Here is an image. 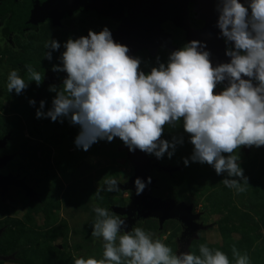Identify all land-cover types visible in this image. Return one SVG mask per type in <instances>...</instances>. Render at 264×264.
<instances>
[{"label":"clouds","instance_id":"1","mask_svg":"<svg viewBox=\"0 0 264 264\" xmlns=\"http://www.w3.org/2000/svg\"><path fill=\"white\" fill-rule=\"evenodd\" d=\"M215 10V26L229 57L215 65L200 40L170 51L166 60L157 56L146 71L143 58L130 55V48L114 40L108 26L89 29L87 35L69 37L63 44L50 38L44 58L52 61L63 47L51 70L66 75L59 86H49L55 93L51 106L46 109L47 101L40 100L36 118L77 127L74 144L79 150L119 138L130 152L139 149L157 159H171L185 143L183 134L163 138L166 125L175 129L180 123L193 146L184 165L206 163L224 177L221 182L227 188L245 192L249 177L237 150L264 146V0H217ZM26 67L27 80L19 70L9 71V93L21 95L32 81L40 86L45 79V73ZM28 102L33 107L37 103L34 98ZM151 180L137 177L136 194ZM120 183L105 174L96 196L120 192ZM93 211L92 236L103 241L102 258L74 257V264H251L248 254L235 246L232 259L207 244L199 246V254L173 252L142 227L128 230L126 220L109 208L97 204Z\"/></svg>","mask_w":264,"mask_h":264},{"label":"rangeland","instance_id":"2","mask_svg":"<svg viewBox=\"0 0 264 264\" xmlns=\"http://www.w3.org/2000/svg\"><path fill=\"white\" fill-rule=\"evenodd\" d=\"M65 30L56 35L45 28L37 38L30 36L19 54L0 52V139L10 137L4 153L16 156L3 174H18L39 198V203L31 204L20 191L12 190L10 201L0 202V264H74V257L102 258L103 241L92 236L94 205L111 211L123 209L133 197L130 191L102 192L103 199L96 196L105 174L114 175L120 185L133 177V166L128 153L120 150L123 143L118 138L111 143H95L88 151L79 150L74 144L77 127L67 121L61 124L36 118L40 100L47 101V109L55 93L47 88L37 96L31 83L21 95L7 90L9 71L17 69L21 76L28 72L26 66L39 71L49 62L44 58L45 42L60 35L67 37V30L72 32L71 26ZM57 55L54 52L53 58ZM159 57L167 59L165 55ZM31 98L37 102L35 107L28 102ZM181 134L185 143L177 147L171 159L149 155L162 167L179 168L171 174L150 173L156 180L151 195L193 207L200 229L188 250L199 254V246L207 244L232 259L235 246L242 254H248L251 264H264V146H242L237 150L249 177L247 190L238 193L227 188L221 182L224 177L217 176L210 165H184L183 158L190 156L193 146L182 124L178 123L175 129L166 125L163 138ZM135 226L152 233L173 252H180L178 243L184 230L177 221L166 222L160 229L158 221L149 218Z\"/></svg>","mask_w":264,"mask_h":264},{"label":"flooded vegetation","instance_id":"3","mask_svg":"<svg viewBox=\"0 0 264 264\" xmlns=\"http://www.w3.org/2000/svg\"><path fill=\"white\" fill-rule=\"evenodd\" d=\"M43 2H46V0H0L1 53L8 50L19 54L22 51L21 46L28 41V38L30 36L37 38L40 34L44 33L45 28L49 33L57 35V33L63 34L66 31L65 29H67V26H71L72 32H68L67 30V33L69 34L67 37L60 35L58 36L59 38H54L59 40L61 44H63V42H65L69 37L78 38L81 35H87L89 29L100 31L104 26H108L113 34L119 30L123 20L129 17L130 12L132 13L131 7H126L124 2H120V7H122L123 10L117 14L120 15V18L122 16V20L102 16L95 11L78 9L72 15H66L59 21L46 19L43 22L38 21L34 23L31 21L30 17H28L27 12L31 6L33 7L34 5H39ZM216 2L217 0H131L130 3H133V5L139 8L140 11L142 10V14L146 17V19L162 17L163 19L159 23V28L162 36H167L169 38V47H166L165 44H167V41H162L163 38L161 39L159 37V41L161 43H159L160 46L158 47L155 55L149 53L147 49H141L135 53V56L143 58L145 70L155 63L157 56H168L170 51L175 50L176 48H179L189 42L188 33H192V37L194 38L195 33L205 29L207 25L206 21L210 16H215L217 21V12L215 10ZM140 11H136V13H139ZM33 19H37V17L34 16ZM62 51H64L63 47L58 51L56 58H53L52 61H49L47 64H44V66L40 67L39 72L45 73V79L41 85L37 86L35 81L31 82L37 90V96H40L47 88H49L50 85L56 84L59 86L62 83V78L66 75V73H60L58 77L55 75H47L48 70L52 69V65L59 63L58 57ZM22 76L27 80L28 72H22ZM9 140V136H6L2 140L0 139V145L4 143V145L0 147V160L4 158H12L7 162L5 167L0 169V176L4 178L14 177L16 178V182L23 180L25 185L31 190L32 196L30 197L26 193V190L14 185H8L7 181H3L2 185L7 187V192L2 195L0 189V202L10 201L11 191L17 190L24 195L29 203L37 204L39 203V198L35 193L34 188L29 186L23 178H21L18 174H3V170H5L16 158L13 153H4V149L7 147ZM147 155L150 158L149 154ZM154 173L159 172L154 171ZM152 197L156 198L154 196ZM161 200L168 201L171 199ZM139 216V221H142V214ZM120 217L122 219H126V216L122 215ZM0 232H2V230Z\"/></svg>","mask_w":264,"mask_h":264},{"label":"water","instance_id":"4","mask_svg":"<svg viewBox=\"0 0 264 264\" xmlns=\"http://www.w3.org/2000/svg\"><path fill=\"white\" fill-rule=\"evenodd\" d=\"M130 1L131 0H46V2L40 3L39 5L36 4L33 7L31 6L27 15L30 17L32 14L31 21L34 23L38 21L43 22L46 19L59 21L66 15H72L78 9H86L95 11L99 15L105 17L122 20V16L120 18V15L117 13L122 12L123 8L120 7V2H124L126 7H131L132 13L130 12L129 17L123 20L119 30L113 33L114 40L126 44L130 48V55L133 56L141 49H147L149 53L155 55L160 46L159 43H161L159 37L161 39L163 38L162 41L166 40L167 44H165V46L169 47V38L167 36H162L159 28V23L163 18L146 19L142 14V10L140 11V9L135 7ZM136 11L140 12L136 13ZM34 16L37 17V19H33ZM206 22L207 25L205 29L195 33L194 38L192 37V33H188V40L206 42L208 50L212 53L211 59L214 65L220 62H227L229 57L225 55L226 45L224 40L219 36L220 30L215 26V16H210ZM59 74L60 73L48 70L47 75H55L58 77ZM3 145L4 143L1 144L0 147ZM120 150H124L128 153V160L134 169V176L124 185H120V188L122 192H132L133 197L130 199L129 205L126 208L112 209V211L121 216H126L125 220L128 225V230L140 220V214H142L145 219L150 218L157 220L160 229L166 222L177 221L184 230L182 239L178 243L180 252L188 251L190 243L197 239V233L200 229L195 223L198 216H193L192 214L193 207L187 206L185 203H177L173 200L163 201L151 196V191L155 188L156 180L152 178L150 173L157 171L159 173L171 174L179 171V168L170 169L168 167H162L156 159L149 158L145 152L139 149L133 153L124 145ZM11 159L12 158H4L0 160V169L5 167L7 162ZM149 176L152 178L151 183L147 185L142 194L137 195L134 184L135 179L140 177L147 181ZM3 181H7L8 185H14L26 190V193L30 197L32 196L31 190L25 185L23 180L16 182V178L14 177L4 178L0 176V189L2 195L7 192V187L2 185ZM185 236L188 238L185 239Z\"/></svg>","mask_w":264,"mask_h":264},{"label":"bare ground","instance_id":"5","mask_svg":"<svg viewBox=\"0 0 264 264\" xmlns=\"http://www.w3.org/2000/svg\"><path fill=\"white\" fill-rule=\"evenodd\" d=\"M32 18V14H31V16H30V19Z\"/></svg>","mask_w":264,"mask_h":264},{"label":"trees","instance_id":"6","mask_svg":"<svg viewBox=\"0 0 264 264\" xmlns=\"http://www.w3.org/2000/svg\"><path fill=\"white\" fill-rule=\"evenodd\" d=\"M119 139V138H118ZM145 219V217L142 218V220Z\"/></svg>","mask_w":264,"mask_h":264}]
</instances>
